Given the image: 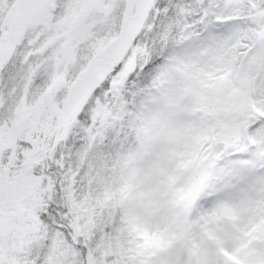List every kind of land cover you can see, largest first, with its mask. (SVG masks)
<instances>
[{
  "label": "snow or ice",
  "instance_id": "6c2138e0",
  "mask_svg": "<svg viewBox=\"0 0 264 264\" xmlns=\"http://www.w3.org/2000/svg\"><path fill=\"white\" fill-rule=\"evenodd\" d=\"M0 264H264V0H0Z\"/></svg>",
  "mask_w": 264,
  "mask_h": 264
}]
</instances>
